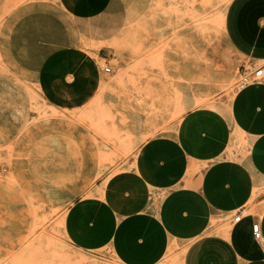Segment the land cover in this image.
Here are the masks:
<instances>
[{"label":"rangeland","instance_id":"obj_1","mask_svg":"<svg viewBox=\"0 0 264 264\" xmlns=\"http://www.w3.org/2000/svg\"><path fill=\"white\" fill-rule=\"evenodd\" d=\"M230 1L0 0V264H124L72 245L66 208L188 108L229 102Z\"/></svg>","mask_w":264,"mask_h":264},{"label":"crops","instance_id":"obj_2","mask_svg":"<svg viewBox=\"0 0 264 264\" xmlns=\"http://www.w3.org/2000/svg\"><path fill=\"white\" fill-rule=\"evenodd\" d=\"M223 27L244 67L264 62V0H231ZM63 225L75 247H110L124 264L168 252L181 264H264V80L142 141L129 165L67 206Z\"/></svg>","mask_w":264,"mask_h":264},{"label":"built area","instance_id":"obj_3","mask_svg":"<svg viewBox=\"0 0 264 264\" xmlns=\"http://www.w3.org/2000/svg\"><path fill=\"white\" fill-rule=\"evenodd\" d=\"M110 69L111 67L107 63L103 64L102 70L104 72L108 73ZM239 75H240V79L237 83V88H243L249 83L257 80H264V62L257 65L252 70H248L246 67H243ZM239 218H240V214L236 213V215L234 216V220H239ZM251 230L254 238L256 239L261 238V231L258 222H253L251 224Z\"/></svg>","mask_w":264,"mask_h":264}]
</instances>
